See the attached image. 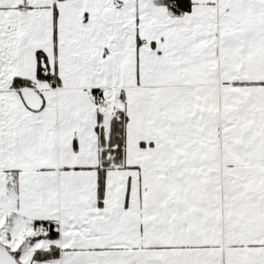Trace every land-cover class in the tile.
Instances as JSON below:
<instances>
[{"label": "snow or ice", "instance_id": "6c2138e0", "mask_svg": "<svg viewBox=\"0 0 264 264\" xmlns=\"http://www.w3.org/2000/svg\"><path fill=\"white\" fill-rule=\"evenodd\" d=\"M0 264H264V0H0Z\"/></svg>", "mask_w": 264, "mask_h": 264}]
</instances>
